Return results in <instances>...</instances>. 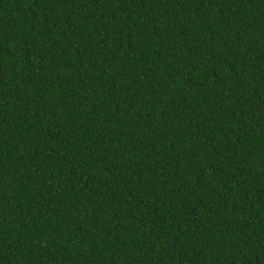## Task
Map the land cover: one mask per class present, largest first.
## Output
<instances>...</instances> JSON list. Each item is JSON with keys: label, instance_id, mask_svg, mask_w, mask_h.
I'll return each instance as SVG.
<instances>
[{"label": "trees", "instance_id": "1", "mask_svg": "<svg viewBox=\"0 0 264 264\" xmlns=\"http://www.w3.org/2000/svg\"><path fill=\"white\" fill-rule=\"evenodd\" d=\"M0 264H264V0H0Z\"/></svg>", "mask_w": 264, "mask_h": 264}]
</instances>
